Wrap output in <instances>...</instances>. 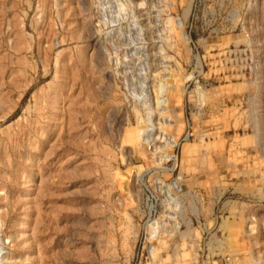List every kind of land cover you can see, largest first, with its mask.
<instances>
[{
    "label": "rangeland",
    "instance_id": "1",
    "mask_svg": "<svg viewBox=\"0 0 264 264\" xmlns=\"http://www.w3.org/2000/svg\"><path fill=\"white\" fill-rule=\"evenodd\" d=\"M0 243L264 264V0H0Z\"/></svg>",
    "mask_w": 264,
    "mask_h": 264
},
{
    "label": "built area",
    "instance_id": "2",
    "mask_svg": "<svg viewBox=\"0 0 264 264\" xmlns=\"http://www.w3.org/2000/svg\"><path fill=\"white\" fill-rule=\"evenodd\" d=\"M176 183L179 184V182H176ZM152 198L157 200L155 195H152ZM171 199H172V197H171ZM154 212L157 213L155 209H154ZM0 264H7L6 246H3V244H1V243H0Z\"/></svg>",
    "mask_w": 264,
    "mask_h": 264
},
{
    "label": "bare ground",
    "instance_id": "3",
    "mask_svg": "<svg viewBox=\"0 0 264 264\" xmlns=\"http://www.w3.org/2000/svg\"><path fill=\"white\" fill-rule=\"evenodd\" d=\"M263 188V187H262Z\"/></svg>",
    "mask_w": 264,
    "mask_h": 264
}]
</instances>
